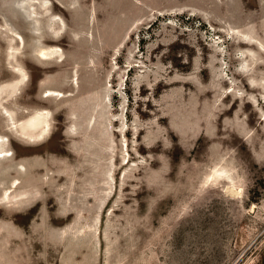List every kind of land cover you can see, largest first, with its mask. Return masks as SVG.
Wrapping results in <instances>:
<instances>
[{"label": "rangeland", "instance_id": "1", "mask_svg": "<svg viewBox=\"0 0 264 264\" xmlns=\"http://www.w3.org/2000/svg\"><path fill=\"white\" fill-rule=\"evenodd\" d=\"M0 264H264V0H0Z\"/></svg>", "mask_w": 264, "mask_h": 264}, {"label": "bare ground", "instance_id": "2", "mask_svg": "<svg viewBox=\"0 0 264 264\" xmlns=\"http://www.w3.org/2000/svg\"><path fill=\"white\" fill-rule=\"evenodd\" d=\"M227 112H225V114H226ZM31 124L33 125V124H35V121L34 122H31ZM222 141V143L224 142V140H221Z\"/></svg>", "mask_w": 264, "mask_h": 264}]
</instances>
